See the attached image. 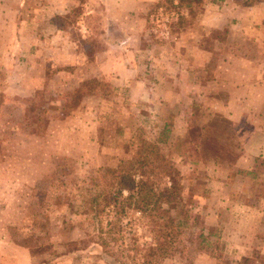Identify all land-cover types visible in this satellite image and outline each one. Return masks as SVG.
I'll return each instance as SVG.
<instances>
[{
	"label": "rangeland",
	"instance_id": "1",
	"mask_svg": "<svg viewBox=\"0 0 264 264\" xmlns=\"http://www.w3.org/2000/svg\"><path fill=\"white\" fill-rule=\"evenodd\" d=\"M115 3L0 0V264H121L86 194L141 141L181 179L156 264H264V0Z\"/></svg>",
	"mask_w": 264,
	"mask_h": 264
},
{
	"label": "trees",
	"instance_id": "2",
	"mask_svg": "<svg viewBox=\"0 0 264 264\" xmlns=\"http://www.w3.org/2000/svg\"><path fill=\"white\" fill-rule=\"evenodd\" d=\"M136 150L110 171L105 189L86 194V211L97 233L94 243L107 256H112L107 250L113 246L121 264L128 257L134 264H156L166 254L183 251L175 237L178 223L169 214V206L181 202V179L154 144L141 141Z\"/></svg>",
	"mask_w": 264,
	"mask_h": 264
},
{
	"label": "crops",
	"instance_id": "3",
	"mask_svg": "<svg viewBox=\"0 0 264 264\" xmlns=\"http://www.w3.org/2000/svg\"><path fill=\"white\" fill-rule=\"evenodd\" d=\"M124 1L126 2L127 7H122L119 4L115 3V7H118V8H115L112 10H117V11H121L124 13H128L129 11L138 10L141 7V0H124ZM21 19L22 18H17L16 21H19ZM16 21H13L14 26H17ZM232 23H235V22H233V21H199V25L205 26L206 28H210V29H214V28L217 29V28H221L222 26L227 27V25L229 26ZM259 23H264V21H239L238 22V24L240 26H246L247 28L250 26L257 25ZM21 24H22V22H21ZM255 40L257 41V39H255ZM259 42H261V41H259ZM251 85H253V84H251ZM232 91H234V93L239 92V94H237V95L242 96V95H240V91L241 92L245 91V87L244 86L241 87L240 84H238V87H236V88L233 87ZM226 104L228 105V102Z\"/></svg>",
	"mask_w": 264,
	"mask_h": 264
}]
</instances>
